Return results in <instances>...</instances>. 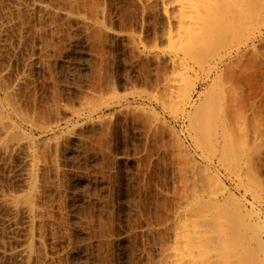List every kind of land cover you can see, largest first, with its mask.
Masks as SVG:
<instances>
[{
  "label": "rangeland",
  "instance_id": "rangeland-1",
  "mask_svg": "<svg viewBox=\"0 0 264 264\" xmlns=\"http://www.w3.org/2000/svg\"><path fill=\"white\" fill-rule=\"evenodd\" d=\"M179 1L0 0V264H264V7Z\"/></svg>",
  "mask_w": 264,
  "mask_h": 264
},
{
  "label": "bare ground",
  "instance_id": "bare-ground-1",
  "mask_svg": "<svg viewBox=\"0 0 264 264\" xmlns=\"http://www.w3.org/2000/svg\"><path fill=\"white\" fill-rule=\"evenodd\" d=\"M186 1H187V0H180V1H179V2H180V8H181L182 10L185 8V2H186ZM192 1H194V0H192ZM202 1H203V4H202V5H204V0H201V2H202ZM208 1H209V0H205V2H207V3H208ZM211 1H212V0H211ZM211 1H209V2H211ZM227 1H229V0H227ZM227 1H226V2H227ZM230 1H232V0H230ZM246 1H247V0H246ZM254 1H257V0H250V3H251V4H248V6H247L248 9H246V11L249 12V13L247 12L248 15H247V13H246V15H247L246 18H247V20H248L247 23L249 24V28H250V29L253 28V27H256V26L259 27V26L261 25V17H260V16H261V12H262V11H261V10H262L261 8L264 7V3H263L262 0H260L261 2L259 3V5H257L259 1L256 2V3H255ZM213 2H214V1H213ZM213 2H212V4H213ZM223 2H224V1H223ZM226 2H225V3H226ZM232 2H233V1H232ZM248 2H249V1H248ZM248 2H247V3H248ZM207 3H205V6H206ZM215 3H216V2H215ZM210 4H211V3H210ZM230 4H232V3H230ZM216 5H217V4H216ZM218 5H219V4H218ZM218 5H217V6H218ZM205 6H203V7H205ZM209 6H210V5H209ZM209 6H206V8H207V7L209 8ZM211 6H212V5H211ZM231 6H232V5H231ZM258 6H259V7H258ZM196 7H197V6H196ZM196 7H195L194 5H191V4H190V8L195 9ZM198 7H199V6H198ZM218 7H219V6H218ZM218 7H217V8H218ZM222 7H223V9L225 8L224 6L220 5V9H221V10H222ZM227 7H228V6H227ZM210 8H211V7H210ZM215 8H216V6H215ZM200 9L203 10L202 7H201ZM220 9H219V10L217 9V10L221 12ZM202 10H200V11H202ZM225 10H226V9H225ZM227 10H228V8H227ZM227 10H226V11H227ZM205 11H206V10H205ZM205 11H202V12L204 13ZM222 11H224V10H222ZM195 12H196V10H195ZM210 12H211V10H210ZM196 13H197V12H196ZM200 13H201V12H200ZM211 13H213V12H211ZM206 14H207L208 16H209V15L212 16V15L209 13V11H206V12H205V15H206ZM217 14H220V13H217ZM222 14H223V13H222ZM203 15H204V14H203ZM203 15H201V16H203ZM223 15H224V14H223ZM210 16H209V17H210ZM214 16L217 17V15H214ZM204 17H205V16H204ZM211 18H212V17H211ZM221 18H222V17H221ZM221 18H220V20H221ZM206 19H207V18H206ZM209 19H210V18H209ZM212 20H213V19H212ZM214 20H215V18H214ZM214 20H213V21H214ZM201 22H202V21H201ZM208 22H209V20H208ZM216 22H217V21H216ZM218 22H219V21H218ZM218 22H217V23H218ZM220 22H221V21H220ZM196 23H197V22H196ZM205 23H206V22H205ZM209 23H210V22H209ZM213 23H214V22H213ZM221 23H223V21H222ZM197 24H198V23H197ZM224 24H225V23H224ZM215 25H216V24H215ZM219 25H220V24H219ZM216 26H217V25H216ZM225 26H227V25H225ZM203 27H204V26H203ZM203 27H202V28H199V33H198V34H196V35H189L188 38H187L186 45H185V47H183V52L186 53V54H191L193 57H195V58H196V61H197L198 64L203 63V62L205 61V59H206V58L202 57V56H204V55L206 54V52L204 53V55H201V54H203V53H201V54H200V52L198 53V48L203 49L204 47H206V48L214 47V42H213V40L215 41V46H219V43H220V42H218L219 40H220V41H221V39H222V40H223V39L226 40L225 38H222L223 34L225 35V33H226V32H225L226 29H225L224 32H222L223 34H220V33H221V32H220V29H221L220 27H221V26L219 27V32H220L219 34H220V35L218 36V34H217V38H216V35L214 36V38H213V36L211 37V35H213V34H212L213 32L211 33V28H210V27H208V26H205L206 28H205V27L203 28ZM228 27H231V26H227V27H225V28H227V31L230 32V30H232V29L230 28V30H229ZM223 29H224V25H223ZM232 31H233V30H232ZM232 31H231V32H232ZM228 34H229L228 36H230L231 33H228ZM200 35H201V36H200ZM205 35H206V37L210 36L213 40L210 39V41H206V38L204 37ZM226 35H227V33H226ZM231 35H232V34H231ZM202 36H203L205 39H204V38L201 39ZM220 36H221V37H220ZM223 37H225V36H223ZM198 38H200V39H199L200 42H201V41H204V42H203V43H202V42L200 43V42L198 41ZM215 38H216V39H215ZM203 39H204V40H203ZM208 39H209V38H208ZM208 39H207V40H208ZM216 40H217V41H216ZM224 40H223V42H221L222 45H223V43H224ZM197 41H198L200 44H198ZM205 41H206V42H205ZM196 43H197V44H196ZM217 43H218V44H217ZM200 45H201V46H200ZM222 45H221V46H222ZM197 46H198V48H197ZM216 48H217V47H216ZM208 51H209V49H208ZM215 51H216V49H215ZM209 52H210V51H209ZM211 52H212V51H211ZM211 52H210V53H211ZM212 53H213V52H212ZM198 54H199V56H198ZM207 54H209V53L207 52ZM207 54H206L205 56H208ZM200 56H201V57H200ZM184 70H185L184 75H188V69H187V68H184ZM217 86H219V85L217 84ZM226 88H229V87H226ZM232 89H233V88H232ZM225 90H226V89H225ZM233 90H234V89H233ZM226 91H227V90H226ZM228 91H230V90H228ZM213 92H214V91H213ZM224 92H225V91H224ZM220 93H221V92H220ZM234 93H235V92H234ZM212 94H215V93H212ZM216 94H217V91H216ZM222 94H223V95H224V94L227 95L226 93H222ZM209 95H210L211 97H213V95H211V94H209ZM218 95H219V93H218ZM223 95H221L222 98H223V97H226V96H223ZM208 97H209V96H208ZM211 97H210V98H211ZM232 97H233V96H232ZM218 98H219V97H216V98H215V96H214L212 99L216 100V101L219 103V99H220V98H219V99H218ZM226 98H227V97H226ZM212 99H211V101H212ZM224 99H225V98H224ZM190 100H191V96H190V94H189L188 96L185 97V99H184V101H183L184 106H185V105H190ZM207 100H208V99H207ZM207 100H206V101H207ZM216 101H214V102L217 103ZM222 101H223V99H222ZM222 101H221V102H222ZM212 102H213V101H212ZM215 103H214V105H215ZM218 103H217L216 105H217V106H220L219 104H221V103H219V104H218ZM223 104H224V101H223L222 105H223ZM214 105H213V103H211L210 105L207 104V105H206V106H207V111H205V112L200 111V112H199L200 114H199V113L196 114L195 117H194V113H192L191 116L189 115L190 118L188 117V118H189V121H190V123H191V126H192V131L194 132V135H195V139H196L195 141H196L197 143H198L197 140H199V139H200L199 141L202 140V139H201V138H202V137H201V136H202V135H201V132H202V130H203L202 127H203L204 125H206V124H210V123H211L210 125L212 126V124H213V123L215 124V122L219 123V125H220L221 122H222V123L224 122V121H219V122L217 121L218 119H220V117H218L219 115H217V114H219V113L221 112V110H222L221 108H222V107L220 106L221 108L218 107V109H217V106H216V105L214 106ZM225 105H227L226 102H225ZM225 105H223V106H225ZM227 106H228V105H227ZM197 108H199V106H198ZM201 108H202V107H201ZM219 108L221 109L220 111H218ZM225 108L227 109L228 107H225ZM225 108H223V110H226ZM216 109H217V111H216L217 114H216V113L214 114L213 112H214ZM193 111H194V109H193ZM183 112H185V111H183ZM194 112H195V111H194ZM197 112H198V111H196L195 113H197ZM218 112H219V113H218ZM222 114H224V111H223ZM220 115H221V113H220ZM221 116H222V115H221ZM233 117H234V116H233ZM233 117H231V118H233ZM225 118L227 119V117H225ZM236 118H238V114H237V117H236ZM222 119H224V116H222ZM234 119H235V117H234ZM224 120H225V119H224ZM236 120H237V119H236ZM229 122H230V119H229L228 122H227V120L225 121V123H229ZM232 122H233V121H232ZM232 122H231V123H232ZM235 122H236V121H235ZM240 122H241V121H240ZM217 123H216V124H217ZM225 123H223V125H224ZM216 124H215V125H216ZM225 125H227V124H225ZM228 125H229V124H228ZM230 125H231V124H230ZM232 125L235 126L236 124L233 123ZM237 125H239V123H238ZM207 126H208V125H207ZM211 126H210V127H211ZM233 126H232V127H233ZM204 127H205V126H204ZM212 127H214V125H213ZM220 127H221V126H220ZM229 127H230V126H229ZM236 127H237V126H236ZM236 127H235V128H236ZM238 127H239V126H238ZM238 127H237V129H238ZM240 127H241V126H240ZM223 128H224V127H223ZM230 128H231V127H230ZM230 128H228V129L231 130ZM235 128L233 127V129H235ZM205 129L207 130L208 128L206 127ZM214 129H215V128H214ZM226 129H227V126H226V128H224V130H226ZM233 129H232V130H233ZM241 129H242V128H241ZM208 130H209V129H208ZM210 130H212V128H211ZM220 131H221V129H220ZM227 131H228V130H227ZM236 131H237V130H235V132H236ZM203 132H204V130H203ZM203 132H202V134H203ZM225 132H226V131H225ZM230 132H233V131H230ZM204 133H205V132H204ZM214 133H216V132H214ZM214 133H213V134H214ZM228 133H229V131H228ZM233 133H234V132H233ZM237 133H238V132H237ZM213 134H212V135H213ZM239 134H240V133H239ZM239 134H238V135H239ZM205 135H206V134H205ZM208 135H209V132H208ZM226 135H227V134H226ZM232 135H233V134H232ZM243 135H244V134H243ZM243 135H242V136H243ZM245 135H246V134H245ZM245 135H244V136H245ZM214 136H215V137H214ZM214 136H213V137L216 138V134H214ZM244 136H243V137H244ZM226 137H227V136H225V139L228 138V137H227V138H226ZM230 137H231V136H230ZM238 137H239V136H238ZM214 138H213V140H214ZM219 138H220V137H219ZM232 138H233V137H232ZM244 138H245V137H244ZM228 139H229V138H228ZM203 140H204V139H203ZM205 140H207V139L205 138ZM208 140H209V139H208ZM208 140H207V141H208ZM229 140H230V139H229ZM229 140H228V141H229ZM234 140H238V139L234 138ZM217 141H218V140H217ZM217 141H215V142H217ZM226 141H227V140H226ZM215 142H214V143H215ZM202 143H203V142H202ZM207 143H208V142H207ZM214 143H211V145H212V144H213V145H212V146H208V147L212 149V147L215 146ZM205 144H206V143H203V145L201 144V146H206ZM226 144H227V143H226ZM231 144H232V143H231ZM234 144H235V143H234ZM236 144H237V143H236ZM239 144H240V143H239ZM245 144H246V143H245ZM240 145H242V144H240ZM235 146H236V145H235ZM237 146H238V145H237ZM241 147H243V145H242ZM248 147L250 148V146H248ZM215 148H216V147H214L213 150H216ZM224 148H225V147H224ZM224 148H222V149H223V152H224ZM249 148H248V149H249ZM206 149H208V148L206 147ZM206 149H205V150H206ZM222 149H221V147H220V150H222ZM236 149H237V148H236ZM236 149H234V150H236ZM242 149H243V148H242ZM246 149H247V148H246ZM234 150H233L232 152H234ZM236 151H237V153H239L238 156L241 157V156H240V152L238 151V149H237ZM236 151H235V153H236ZM207 152H208V151H207ZM220 152H221V151H220ZM214 153H215V151H214ZM225 153H226V152H225ZM225 153H224L223 155H226V154H227V153H226V154H225ZM228 153H229V152H228ZM230 153H231V152H230ZM235 153H234V154H235ZM237 153H236V157H238V156H237ZM246 153H247V152H246ZM209 154H210V153H209ZM231 154H232V153H231ZM214 155H215V154H214ZM223 155H222V156H223ZM241 155H242V154H241ZM209 156H210V155H209ZM220 156H221V155H220ZM231 157H232V156L230 155V158H231ZM236 157H234V159H235ZM223 158H224V157H223ZM243 158H244V157H243ZM219 159H220V161H221V157H220ZM236 159H237V158H236ZM240 159H241V158H240ZM222 160H223V159H222ZM224 160H225V159H224ZM228 160H229V159H228V156H227V160H226V161H227V162H230V160H229V161H228ZM231 160H232V159H231ZM232 161L234 162V160H232ZM223 162H224V161H223ZM225 163H226V162H225ZM225 163H224V166H225ZM236 163H237V162H236ZM236 163H235V162L233 163V164H235L234 167H237V166H236ZM241 163H242V162H241ZM243 163H244V162H243ZM221 164H222V163H221ZM228 165H229V163H228ZM231 167H232V166H231ZM231 167H230V168H231ZM234 167H232V168H234ZM236 170H237V169H236ZM246 172H247V171H246ZM248 175H249V173H248ZM248 175H246V176H248ZM248 178H249V177H248ZM212 179H214V178L212 177ZM249 180H250V179H249ZM213 182H214V185H215V187H216L217 189H222L221 186L219 185V181H218L217 178H215V179L213 180ZM249 184H250V182H249ZM248 190H249V189H248ZM195 201H197V200H195ZM198 203H199V202H198ZM216 214H218V213H216ZM232 218H233V217H232ZM194 222H195V221H194ZM186 225H187V224H186ZM186 225H185V227H186ZM230 225H231V224H230ZM192 226H193V225H192ZM256 226H257V225H256ZM189 227H190V226H189ZM193 228H194V227H193ZM193 228H192V229H193ZM250 228H251V227H250ZM227 229L230 230V228H227ZM255 229H256V228H255ZM184 230H187V229L184 228ZM193 230H194V231H193L192 233L195 232V229H193ZM229 230H228V231H229ZM232 230L235 231L234 229H232ZM232 230H230V231H232ZM230 231H229V232H230ZM256 231H257V230H256ZM197 232H198V231H197ZM226 232H227V230H226ZM251 232H253V231H251ZM185 233H186V232H185ZM187 233H189V231H188ZM253 234H254V232H253ZM253 234H252V235H253ZM192 235H193V234H192ZM255 235H256V234H255ZM193 236H194V235H193ZM190 238H191V237H190ZM179 258H180V257H179ZM181 258H182V257H181ZM181 258H180V260H181ZM181 262H182V260H181ZM178 263H179V262H178ZM183 263L186 264V262H183ZM183 263H182V264H183ZM171 264H172V263H171Z\"/></svg>",
  "mask_w": 264,
  "mask_h": 264
}]
</instances>
